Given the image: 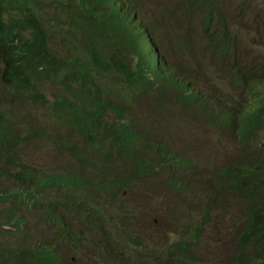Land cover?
<instances>
[{
  "label": "trees",
  "instance_id": "1",
  "mask_svg": "<svg viewBox=\"0 0 264 264\" xmlns=\"http://www.w3.org/2000/svg\"><path fill=\"white\" fill-rule=\"evenodd\" d=\"M263 28L264 0H0V264H203L213 214L264 264Z\"/></svg>",
  "mask_w": 264,
  "mask_h": 264
},
{
  "label": "rangeland",
  "instance_id": "2",
  "mask_svg": "<svg viewBox=\"0 0 264 264\" xmlns=\"http://www.w3.org/2000/svg\"><path fill=\"white\" fill-rule=\"evenodd\" d=\"M250 25H256L258 27V24H250ZM264 30V28H263ZM254 32V31H253ZM259 38V37H258ZM263 41V46L264 48V36L262 37ZM176 114L181 117L179 121H181L183 124H190V127L187 129L188 132H191L196 128V127H202L206 128V124L200 120V119H192L193 115L190 117H182L178 112ZM155 119H152V123L149 125L152 128L159 127V121ZM205 134L208 137H212L214 135V132L212 131H205ZM41 143V142H40ZM172 143L174 146L177 144L175 141ZM234 144V141L229 138L228 139V144L227 143H221L220 148L221 150L216 154L215 159H221L222 161L228 159L231 157L233 150L235 149L232 145ZM51 146V144H49ZM196 147L201 149L199 144H196ZM33 151H36V148H33ZM31 152V150H30ZM35 152H31L32 157L36 158L38 156L37 154H34ZM40 156L43 158L47 159V154L44 151H40ZM26 158V157H25ZM201 163V162H200ZM207 163V161L202 162V164ZM13 166H18V165H13ZM208 169L210 167L208 166ZM199 171H202V169H198ZM188 185L189 187L192 186V180L188 179ZM9 182L6 179L0 178V186L1 187H13V185H8ZM152 193L153 197L156 199L157 202L159 203H169L170 199L162 193L159 189L157 188H152L150 191ZM222 197L226 199V195L229 194L224 190L221 192ZM230 195V194H229ZM191 197V196H190ZM230 198V196L228 197ZM193 199V197H191ZM124 204L127 205L128 208L132 209V215L133 218L129 219L130 223L132 226H148L153 222H156L157 219H155L153 216H147L146 215V209L147 207H143V205L135 203L134 200L130 197L126 198L123 202ZM236 203V202H235ZM2 208V205L0 204V209ZM146 208V209H145ZM170 214H167V218H169ZM219 217H222L220 214H213L211 216H205V224L203 225L201 234L198 238V246L197 250L199 251L200 257L203 259V264H229L228 262V252L232 250L234 242L232 241L231 234H227L226 231H228V228L225 229V231L219 230V225L215 222V220L218 219ZM199 218L193 217V222L198 221ZM197 228L200 226L199 224L196 225ZM160 228L159 223L157 224V227L155 230H158ZM167 244L166 242V237L161 233H156L151 237L147 245L152 246L157 249V252H160L162 249H164L165 245ZM86 245V244H85ZM117 252V251H116ZM100 254V253H99ZM99 254L96 253V251H91L90 248H88L84 255L83 259H79L76 264H100L101 262L99 261ZM157 255V254H156ZM125 256V254H124ZM74 260V258H72ZM105 264H115L113 261H109Z\"/></svg>",
  "mask_w": 264,
  "mask_h": 264
}]
</instances>
